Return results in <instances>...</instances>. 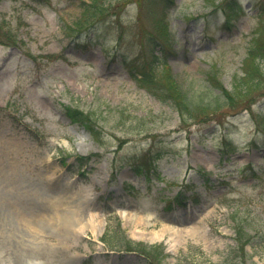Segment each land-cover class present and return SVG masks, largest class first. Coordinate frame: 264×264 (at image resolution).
Masks as SVG:
<instances>
[{"label": "rangeland", "instance_id": "374dc122", "mask_svg": "<svg viewBox=\"0 0 264 264\" xmlns=\"http://www.w3.org/2000/svg\"><path fill=\"white\" fill-rule=\"evenodd\" d=\"M46 1L0 0V38L7 30L18 42L0 45V264H264V63L241 72L264 0H216L214 13L210 0H155L157 15L170 12L166 34L149 6L129 2L78 28L87 0ZM83 27L89 36L76 33ZM138 53L166 55L160 70L198 103L219 85L232 96L182 120L158 100L165 77L154 95L132 80L123 59ZM63 104L94 112L101 142ZM150 163V175L133 169ZM5 167L18 173L6 180ZM179 192L186 207L167 211ZM48 193L67 194L63 209H92L107 238L162 243L164 257L108 250L50 214ZM183 224L195 232L180 234ZM237 226L251 236L242 249ZM157 231L161 239H143Z\"/></svg>", "mask_w": 264, "mask_h": 264}, {"label": "trees", "instance_id": "16d2710c", "mask_svg": "<svg viewBox=\"0 0 264 264\" xmlns=\"http://www.w3.org/2000/svg\"><path fill=\"white\" fill-rule=\"evenodd\" d=\"M165 4V8L171 4V0H162ZM216 0H210L206 7L212 8L215 12L217 9V5L215 4ZM129 2H134L137 4L138 11H141L143 8L149 6V11L152 16L156 20V26L159 25L163 29V33L167 32V22L169 21L170 12H162V17L156 13L157 3L155 0H117L115 3L105 4L104 0H92L89 3H82V16L83 21H89L94 19L95 17L103 18L105 16H117L120 15L121 11L125 4ZM205 2H207L205 0ZM234 2H231L233 6ZM161 34V33H160ZM169 36V35H166ZM0 41L4 44L8 45H16V40L13 38L8 31L0 38ZM166 50V48H163ZM166 55H157L151 53L150 58L144 59V57L139 56V53L136 54L132 59L125 60L124 66L127 68L133 79L136 81L139 87L146 89L153 95L157 91V82L156 78L165 77L167 79L166 85L162 86L159 92L156 93L159 97V100L167 101L179 114L182 120H185L189 117V115H195L197 113L204 112L208 109H211L213 103L217 102V100L221 99L224 101L230 100L232 93H226L223 90H220V97L218 99L215 98L213 101L209 102H200L198 103L191 95H186L187 91L183 90L179 83L172 77V75L168 72H162L161 66L168 67L166 64ZM139 60H145L144 63H139ZM132 61V62H131ZM260 63H264V22H258V25L255 29L254 36L251 39L250 44L248 45V49L246 51L244 60H243V70L246 72L251 70V67L255 72H259V70H263L260 66ZM160 66V68H159ZM247 73V74H248ZM220 86H218L219 88ZM202 104L203 106H201ZM215 107L219 105H214ZM229 108L233 107L232 103L228 104ZM248 108V107H244ZM204 110V111H203ZM64 111L66 112V116L73 122L78 123L82 127H84L87 131H89L93 137L98 141V131H97V119L94 112H86L80 111L76 108H72L69 106H64ZM237 223V222H235ZM235 242L237 247L241 248L248 243L250 240L249 235H246L245 228L243 226H237L235 228ZM127 245L124 247L125 250H132V246L138 250H142L148 256L153 254L154 249L157 250L158 255L163 256L160 252V246H151L145 247L140 243H130L128 241ZM159 260V257H157Z\"/></svg>", "mask_w": 264, "mask_h": 264}, {"label": "bare ground", "instance_id": "6f19581e", "mask_svg": "<svg viewBox=\"0 0 264 264\" xmlns=\"http://www.w3.org/2000/svg\"><path fill=\"white\" fill-rule=\"evenodd\" d=\"M17 173H18L17 170L14 169L13 167H11V168L5 167L4 170L2 171V177L7 180V179L11 178L13 175L17 174ZM78 190L81 191V192L82 191H86V187L80 186V187H78ZM48 194H53V193H48ZM57 195L58 196H56V195H47V198L52 199V202L56 203L57 205H59L63 199L68 198L67 194H65V195L57 194ZM80 195L81 194H79V196H78L79 197V203L81 202L80 201V198H81ZM69 197H70V195H69ZM75 203H78V202H75ZM61 209L63 211H65V212H62ZM51 210L52 211H50V214L53 213V215H56V214L59 213L60 215L63 216L64 220L66 219L65 220L66 221L65 224H69L70 227H73V223H76V225L78 223V226L76 227V225H75L74 227L79 229V226H80L83 229V226H85L86 223H88L89 224V229H90L88 231L93 235V237L98 236L99 233L101 232V229H99V230L95 229L93 227V225H95V224L96 225L97 224L103 225L102 220L94 221L93 217H95V215L92 214V213H88V211H87L88 209H86V211L80 212V210L78 208H75L74 206H71V207L66 208V209H63V206H62L60 208H54V209L51 208ZM50 219H48V220H50ZM59 219H58V216L56 218L54 216V220H55L54 222L57 221L58 223H62V221H61L62 219L61 218H59ZM75 221H78V222H75ZM182 227H183L181 229L182 233H180V234H184V235H192L195 232V230H196L194 226L189 228V226L186 225V224H183ZM162 235H163V231H157V232L152 233L148 238H143V239H145L146 241L154 240V239H161Z\"/></svg>", "mask_w": 264, "mask_h": 264}]
</instances>
